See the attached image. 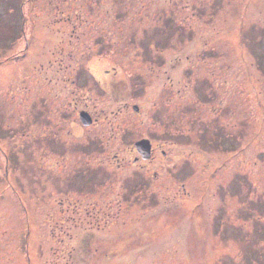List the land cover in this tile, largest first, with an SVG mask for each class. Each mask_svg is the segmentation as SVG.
Listing matches in <instances>:
<instances>
[{
    "label": "rangeland",
    "instance_id": "obj_1",
    "mask_svg": "<svg viewBox=\"0 0 264 264\" xmlns=\"http://www.w3.org/2000/svg\"><path fill=\"white\" fill-rule=\"evenodd\" d=\"M64 1L0 0V264H264V0H236L237 18L225 21L223 0L162 2H196V12H177L197 27L195 37L165 46L152 71L137 53L144 68L120 62L113 98L95 86L119 57L83 49L78 6ZM158 5L144 11L163 47ZM223 36L224 58L199 56ZM204 59L223 60L226 83ZM82 100L113 119L95 127L94 147L79 127L81 103L72 104ZM56 115L62 124L52 136ZM142 134L155 152L146 179H137L129 147Z\"/></svg>",
    "mask_w": 264,
    "mask_h": 264
},
{
    "label": "flooded vegetation",
    "instance_id": "obj_2",
    "mask_svg": "<svg viewBox=\"0 0 264 264\" xmlns=\"http://www.w3.org/2000/svg\"><path fill=\"white\" fill-rule=\"evenodd\" d=\"M151 0H113V1H109L108 6H105V2L104 0H73L71 3L74 5L78 6V18H80L81 21V25H80V29L83 28V33H82V38L81 40H83V49H85V47L88 49V52H92L94 53L97 57L101 58L102 54H107L108 57H119V59L114 60V62L116 63V65H114L111 71H108V69L105 70L106 74L109 76H107V79H110L111 81H107V79H105L106 83L104 85L100 84L99 87L95 86L97 89L100 88H104L106 91V94H108V98H113L115 97V93L119 92V87H120V80L119 77L120 75H118V70H116L118 68V66L120 65V62L122 63H128L130 64V62H132L130 65L135 69L138 70L140 68H144L141 66V62H144L142 60H137L134 59V57L137 56L139 57V55H142V58H146V62L151 65H154V63L158 62L157 65L162 64V59L160 57L163 56V51H166L168 48H164L165 46H168L169 48L173 49L174 47H176L178 44H176L175 41H179V43L183 40L185 41V39L189 36L190 40L192 41L193 38L195 37V30L193 29H197L196 26H193L190 24V26H187L186 23H190L187 21L188 16H180L179 10L181 8L186 7L187 5H192V9H194L193 11H195L196 8V2L194 1H180L179 3V7H175V8H168L165 9L164 6H162V2L164 1H173V0H157V3H159V7L161 8V12H158L159 18L164 20V26L163 28H159V31L162 32V34L167 37L165 39V44L162 47L160 42H158V40H155V34H149V30L151 27V24H149L147 22V18H146V12L144 11V9L147 7L148 3ZM50 2V0H49ZM66 3L69 4V1H64ZM222 3L224 4L222 11H223V15H224V11L225 13H227V17L223 16V20H227L230 17H235L237 18L235 15L237 12H239L238 9V5H239V1L236 0H223ZM69 5H66V8ZM74 8V7H72ZM135 8H139V13L134 14L133 13V9ZM176 9V11H175ZM196 12V11H195ZM211 12H213V9H211ZM230 13L232 16H230ZM194 15V14H193ZM177 16V17H175ZM110 18V23L107 27H102L105 23H108L107 21ZM128 24V29L127 30H123L124 24ZM156 26H152V28H155ZM109 28H112V33L109 32H104L105 30H109ZM126 29V26H125ZM200 29V28H199ZM198 29V30H199ZM145 32V33H144ZM158 32V31H156ZM228 36V34H226ZM124 37V38H114V37ZM212 38V40L215 39V37H213V35L208 39V41ZM221 41L223 42V47L222 45L220 48H215L214 46H210V48H212L213 52L210 55H207L210 50L208 49H201L198 54L199 56L203 57H212L215 55H218V57L224 58L226 56L225 51H227V49H225L226 45L228 44V38L227 37H221L220 38ZM115 40V42L112 44L110 43V41ZM33 40H31L30 45L32 43ZM86 41V42H85ZM87 41H95L96 47L93 51V49H91V45L88 44ZM120 41V44H117V42ZM129 43V45L127 44ZM27 44V42H26ZM155 44L157 46V48H147V45H153ZM34 46V45H33ZM117 46V47H116ZM130 46V47H128ZM139 47V48H138ZM204 48H207L206 45H203ZM108 49V51H107ZM178 49V48H177ZM180 52H184L185 57H189L190 53H191V49H189L188 47H184L181 48L179 50ZM75 52L70 51L68 53L67 56L65 57H71L74 55ZM73 54V55H70ZM181 54V53H180ZM179 55V54H177ZM220 55V56H219ZM253 55V54H251ZM86 57V55H84ZM91 56V55H90ZM134 56V57H133ZM176 55H173V58L176 62ZM181 56V55H180ZM179 56V57H180ZM255 56V54H254ZM64 58V57H63ZM141 58V57H140ZM209 59V58H208ZM136 60V61H135ZM180 61V59H178V62ZM84 62V61H83ZM204 62H206V59H204ZM216 63L214 64V60L212 59L209 63V60L206 62V65L208 68L213 69V68H217V72L218 74L221 75L222 81L219 82L221 83H226L227 79L225 76V73H223V60L221 61V63L218 61H215ZM82 63V62H81ZM145 63V64H147ZM78 64V63H77ZM169 64H171V56L169 57ZM81 64L79 63L77 68H80ZM156 66V64H155ZM88 71L90 73V76H94V82L99 81V77L95 76L90 70H89V66L87 67ZM149 71H152V68L146 67ZM84 70L86 71V66L84 65ZM80 71H82L80 69ZM209 77H206L204 80L206 81V79ZM211 80V78H210ZM74 81V80H73ZM84 81V78L83 80ZM93 82V81H92ZM208 82V81H207ZM241 83L236 86V91L241 90L240 88ZM202 87V84H200V88ZM220 87V85H219ZM244 89V87H243ZM55 100H60V99H55ZM122 101H125L126 104H128L129 99L124 97L122 98ZM78 102H80L81 104L78 105V107L76 109H78V118H79V127H81L82 129H87L90 132V136H91V140L90 142H87L88 144L90 143L93 147L95 146L94 142L96 140V136L98 135L99 130H95V127L97 125H101L102 123L108 124L111 121V125H112V121L113 119L111 118V113L108 112H101L102 108L99 109L96 107V103H90L89 100H82V101H73L72 104L74 106H77L75 104H77ZM126 104H124L122 107L124 108L126 106ZM237 104V103H236ZM134 105V104H133ZM132 105V106H133ZM137 105V104H136ZM138 106V105H137ZM223 107H226L225 105L221 106L220 108H213L215 110H223ZM136 112H139V106L137 109H134ZM84 111L88 114L89 116V122L85 123L84 121H82L80 119V113ZM196 113H202L205 115V112H203L200 107H197V109L195 110V114ZM226 113V112H225ZM222 113H219L216 116L217 119V124H216V128L215 131L217 134H219V130L218 128H222V124L220 123L223 120V116L219 117V115ZM64 114H60V120L62 118ZM58 115H56V117H51L50 119L52 120L51 125V129L54 130L52 132V136L53 133L56 134L57 133V129L59 127V125H61V122H58L59 119L57 118ZM110 119H109V118ZM48 122V121H46ZM220 123V124H219ZM219 124V125H218ZM63 128V127H62ZM60 129V131H62L63 129ZM79 129V128H78ZM51 130V131H52ZM110 130V129H109ZM80 131V129H79ZM112 132V130H110ZM222 131V130H221ZM101 132V131H100ZM61 136V135H59ZM79 136L81 137L80 143L82 145L86 144V141L84 140V131L81 130ZM113 137V136H112ZM148 136L146 134H142L138 137H136L132 143V145L129 147L130 151L132 152V159L131 162L134 165V168H136L135 170H138L141 174V177H136L137 179L139 178H145V171L147 169V161L148 160H154V148L152 146V142H151V152H150V156L148 158H144L141 154V152L137 149L136 145H135V141H137L140 138H144ZM59 139H62V137H58ZM151 141V140H150ZM224 148V147H222ZM166 150L161 149V154L162 157L166 156ZM197 152H192L191 150V155H196ZM190 155V156H191ZM119 168L122 167L120 166L123 162H117ZM212 174V173H211ZM146 179V178H145ZM68 210V209H67ZM64 215L67 216V213L64 212L62 213ZM85 233V231L83 232ZM92 234H88L86 235V241L85 244L87 245L88 243L91 242L92 239Z\"/></svg>",
    "mask_w": 264,
    "mask_h": 264
},
{
    "label": "water",
    "instance_id": "obj_3",
    "mask_svg": "<svg viewBox=\"0 0 264 264\" xmlns=\"http://www.w3.org/2000/svg\"><path fill=\"white\" fill-rule=\"evenodd\" d=\"M134 109H137L138 106L137 105H133ZM80 119L82 121H84L85 123L89 122V116L86 112L82 111L80 113ZM135 145L137 147V149L141 152L142 156L144 158H148L150 156V152H151V142L148 138H141L137 141H135Z\"/></svg>",
    "mask_w": 264,
    "mask_h": 264
}]
</instances>
